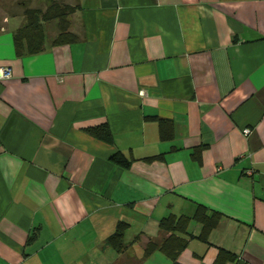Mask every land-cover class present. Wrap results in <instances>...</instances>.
<instances>
[{
    "label": "crops",
    "instance_id": "crops-1",
    "mask_svg": "<svg viewBox=\"0 0 264 264\" xmlns=\"http://www.w3.org/2000/svg\"><path fill=\"white\" fill-rule=\"evenodd\" d=\"M58 1L70 44L18 55L26 11L0 20V264H171L145 245L172 213L198 236L200 205L222 216L182 264H264V0Z\"/></svg>",
    "mask_w": 264,
    "mask_h": 264
},
{
    "label": "trees",
    "instance_id": "trees-1",
    "mask_svg": "<svg viewBox=\"0 0 264 264\" xmlns=\"http://www.w3.org/2000/svg\"><path fill=\"white\" fill-rule=\"evenodd\" d=\"M77 10V6L62 5L53 3L47 11L42 12L39 9L26 10V23L19 29L15 35L16 51L18 55L34 54L41 52L44 49L45 35L43 22H49L55 19L60 21L61 32L54 40L55 45L70 44L76 41L77 37L69 31L70 21L69 15ZM166 121L162 120V128ZM164 129V128H163ZM85 131L94 138L113 143V132L108 123H103L97 126H91ZM165 136V134H164ZM157 157H150L147 160L152 161ZM112 160L124 167H129L132 160L128 159L123 153L116 152L112 156ZM221 213L217 211L209 212L202 205L198 206L193 218L202 223V231L198 236L189 232V225L192 217L186 215L169 214L159 221V227L165 233L161 240H150L145 245V255L149 256L156 250L164 252L171 264H182L179 261L180 253L187 248L191 237H198L206 242H209L210 232L218 225ZM129 224L121 221L116 227V230L108 236L107 244L118 252L124 250V237ZM236 254L225 248H219L218 256L215 264H226L230 260H237Z\"/></svg>",
    "mask_w": 264,
    "mask_h": 264
},
{
    "label": "rangeland",
    "instance_id": "rangeland-1",
    "mask_svg": "<svg viewBox=\"0 0 264 264\" xmlns=\"http://www.w3.org/2000/svg\"><path fill=\"white\" fill-rule=\"evenodd\" d=\"M53 3L62 4L58 0H0V20H2L8 14V17L10 19L8 27L12 28L16 24H20V22L24 19V10L26 11L27 9H39L42 12H45ZM53 22L54 20L43 22L45 36L46 34L52 35V33L55 32L57 28H60L59 19H55V23Z\"/></svg>",
    "mask_w": 264,
    "mask_h": 264
},
{
    "label": "built area",
    "instance_id": "built-area-1",
    "mask_svg": "<svg viewBox=\"0 0 264 264\" xmlns=\"http://www.w3.org/2000/svg\"><path fill=\"white\" fill-rule=\"evenodd\" d=\"M13 76L12 69L9 66L0 65V80H6ZM251 133L250 128L244 129V134L248 135Z\"/></svg>",
    "mask_w": 264,
    "mask_h": 264
}]
</instances>
